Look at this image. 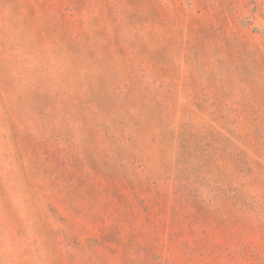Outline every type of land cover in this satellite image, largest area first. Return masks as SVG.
Here are the masks:
<instances>
[{
  "label": "rangeland",
  "instance_id": "1",
  "mask_svg": "<svg viewBox=\"0 0 264 264\" xmlns=\"http://www.w3.org/2000/svg\"><path fill=\"white\" fill-rule=\"evenodd\" d=\"M0 264H264V0H0Z\"/></svg>",
  "mask_w": 264,
  "mask_h": 264
}]
</instances>
